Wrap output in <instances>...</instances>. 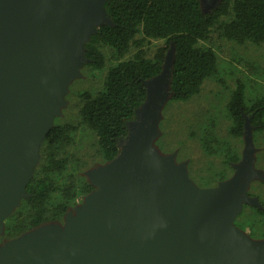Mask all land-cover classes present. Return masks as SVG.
<instances>
[{
	"label": "water",
	"instance_id": "water-1",
	"mask_svg": "<svg viewBox=\"0 0 264 264\" xmlns=\"http://www.w3.org/2000/svg\"><path fill=\"white\" fill-rule=\"evenodd\" d=\"M106 0H0V231L27 196L41 146L87 61L85 43L109 22ZM204 1V0H203ZM174 46L146 82L147 100L129 122L120 154L89 173L97 187L65 224L56 222L0 248V264H264V241L235 225L245 190L261 177L249 121L233 176L199 187L185 162L155 146L170 99Z\"/></svg>",
	"mask_w": 264,
	"mask_h": 264
},
{
	"label": "trees",
	"instance_id": "trees-1",
	"mask_svg": "<svg viewBox=\"0 0 264 264\" xmlns=\"http://www.w3.org/2000/svg\"><path fill=\"white\" fill-rule=\"evenodd\" d=\"M103 8L109 22L96 26L85 43V65L97 70L105 67L102 46L112 48L119 61L109 68L103 90L80 94V114L81 122L96 133L100 154L107 162L120 154L122 142L129 135L128 124L147 100L146 82L163 71L173 46L168 92L170 99L186 101L198 94L218 70L217 53L202 44L215 27L222 37L238 44L264 43V0H212L208 9L203 0H106ZM148 39L164 40L153 57L143 49ZM135 45L138 49L134 55L123 58ZM227 108L234 136L246 133L247 120L249 127L264 131V94L247 101L244 81H237ZM77 129V125L59 124L55 119L42 143L41 160L26 187L27 196L20 204L27 206L28 216L16 219L15 210L6 218V234H20L61 220L79 193L95 189L89 181L81 186H60L54 175L66 170L69 161L62 153ZM239 159L238 154H229L230 163H238ZM227 177L220 175V182ZM59 193L61 198L55 202L53 196ZM245 204L264 215V203Z\"/></svg>",
	"mask_w": 264,
	"mask_h": 264
},
{
	"label": "rangeland",
	"instance_id": "rangeland-1",
	"mask_svg": "<svg viewBox=\"0 0 264 264\" xmlns=\"http://www.w3.org/2000/svg\"><path fill=\"white\" fill-rule=\"evenodd\" d=\"M211 3L212 0H204L205 8L208 9ZM141 36L142 34L138 35ZM163 44L162 39H148L144 42L143 49L148 57H153L158 47ZM202 44L212 47L217 53L218 70L204 82L200 92L193 97L186 101L172 99L165 101L160 109L159 134L155 139V146L165 156L174 155L175 163L185 162L188 175L197 186L208 187L219 183L222 174L228 176L223 181L233 176L236 163L228 161L229 154H238L239 161L243 158L247 135L245 133L237 137L231 133L233 121L227 105L238 80L245 82L247 101L264 94V43L238 44L222 37L218 27H215L210 37ZM137 49L136 45L133 46L123 58L132 57ZM102 50L105 54V67L97 70L83 64L79 69L80 75L73 78L69 84L65 95L66 105L55 117L59 124L70 123L78 126L72 143L67 145L62 153L69 161L68 166L62 173L54 174L60 186L68 184L81 186L85 181L93 184L89 173L107 163L100 154L96 133L81 122L80 114L82 105L80 94L84 91L95 94L103 90L109 68L119 61L112 48L102 46ZM249 129L255 149V159L251 166H254L261 177L248 180L245 190H248L250 197L264 203V131H257L253 127ZM94 187L97 188L95 184ZM93 191L79 193L67 213L75 215L85 206L87 197ZM60 198V193L53 196L55 202ZM20 204L13 213L19 214H15L16 219L23 220L28 216L27 206L23 207ZM66 214L61 220L46 222L43 225L50 226L58 222L63 226ZM5 223L6 219L0 231V248L43 226L20 234L8 235ZM235 225L252 240L264 241V215L253 208V205L252 207L245 203L242 205Z\"/></svg>",
	"mask_w": 264,
	"mask_h": 264
}]
</instances>
